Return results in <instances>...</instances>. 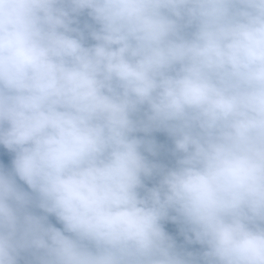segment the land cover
<instances>
[{
  "label": "clouds",
  "instance_id": "1",
  "mask_svg": "<svg viewBox=\"0 0 264 264\" xmlns=\"http://www.w3.org/2000/svg\"><path fill=\"white\" fill-rule=\"evenodd\" d=\"M0 264H264V0H0Z\"/></svg>",
  "mask_w": 264,
  "mask_h": 264
},
{
  "label": "trees",
  "instance_id": "2",
  "mask_svg": "<svg viewBox=\"0 0 264 264\" xmlns=\"http://www.w3.org/2000/svg\"><path fill=\"white\" fill-rule=\"evenodd\" d=\"M153 136L158 140V141H162L165 145V149L162 150L161 154L157 157V159L159 160V162L163 163L166 166H171L173 161V158L170 156V154L168 153L167 149L170 147L171 142L170 140L165 136V134L157 132V133H153ZM155 181L154 180H149L146 181V185L147 186H151ZM165 228L167 231H169L170 233L176 234V230H175V226L171 225V224H165ZM176 239L178 243H182V237H180L179 235H176ZM192 247H198V246H192Z\"/></svg>",
  "mask_w": 264,
  "mask_h": 264
}]
</instances>
